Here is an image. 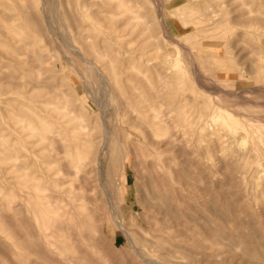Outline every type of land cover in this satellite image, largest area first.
<instances>
[{"label": "rangeland", "instance_id": "obj_1", "mask_svg": "<svg viewBox=\"0 0 264 264\" xmlns=\"http://www.w3.org/2000/svg\"><path fill=\"white\" fill-rule=\"evenodd\" d=\"M0 264H264V0H0Z\"/></svg>", "mask_w": 264, "mask_h": 264}, {"label": "bare ground", "instance_id": "obj_2", "mask_svg": "<svg viewBox=\"0 0 264 264\" xmlns=\"http://www.w3.org/2000/svg\"><path fill=\"white\" fill-rule=\"evenodd\" d=\"M78 51H79V50H78ZM37 59H38V58H36V60H37ZM92 62H93V61H92ZM37 63H38V60H37ZM116 147H117L116 143H113V144H112V148H113V149H116ZM155 158H156V157H155Z\"/></svg>", "mask_w": 264, "mask_h": 264}]
</instances>
